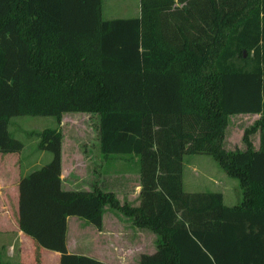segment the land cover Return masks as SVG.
<instances>
[{
  "label": "trees",
  "instance_id": "obj_1",
  "mask_svg": "<svg viewBox=\"0 0 264 264\" xmlns=\"http://www.w3.org/2000/svg\"><path fill=\"white\" fill-rule=\"evenodd\" d=\"M177 1L139 0L138 16L103 19L101 0H0V153L23 147L10 117H54L36 143L49 161L18 178L17 225L58 264H106L65 246L66 217L100 228L105 205L154 233L139 264H264V0H200L193 10ZM66 112L96 115L102 156L136 157L137 206L96 182L61 188ZM234 114H258L243 150L222 146ZM187 154L210 156L236 179L238 203L183 191Z\"/></svg>",
  "mask_w": 264,
  "mask_h": 264
},
{
  "label": "rangeland",
  "instance_id": "obj_2",
  "mask_svg": "<svg viewBox=\"0 0 264 264\" xmlns=\"http://www.w3.org/2000/svg\"><path fill=\"white\" fill-rule=\"evenodd\" d=\"M192 1L188 3V7L193 10L194 7H202L203 2H196L200 0H186ZM185 3L182 0L175 2V6L180 8ZM137 11L133 9V0H101V17L103 19H109L113 17H129L135 16ZM184 13V12H183ZM194 17V16H193ZM192 16H188L189 19H193ZM196 15L194 19H196ZM193 19V20H194ZM247 56L246 52H243V57ZM238 62H242L237 59ZM255 119L253 114L242 115H229L227 118V125L224 130V143L223 148L226 150L239 149L242 146L241 135L243 129L249 126ZM56 125V121L53 116L50 115H17L12 116L7 122V131L10 136L21 141L23 147L21 149V158L23 160L32 156L37 151L36 143L38 141V133L44 128H51ZM61 132L62 144L65 147V151L70 149L78 151L87 150L90 156H93L95 161L94 165L81 164L78 166V170H72L73 174L79 177V183L82 181L91 184H96L103 190L108 188V183H113V188L118 191H125L126 189L133 188L138 178V168L135 156H114V162H110V166H113L115 173L112 178L107 177L106 174V162L104 158L98 153V132H97V117L93 114L79 113L76 117L70 119L67 114L63 116V126L59 127ZM250 141H254L255 137L251 134L249 136ZM38 152H36L37 154ZM43 161L48 162L50 154L47 151H42ZM85 160L86 156H82ZM80 160V159H79ZM87 167V168H84ZM111 170V168H110ZM17 171L15 170V177ZM23 171H20L22 173ZM5 176V175H4ZM5 178V177H4ZM113 181V182H111ZM182 189L186 192L196 191H218L222 194V202L226 206H232L241 199V189L236 179L231 178L225 174V172L218 166V164L208 155L204 154H187L183 157V166L181 173ZM82 186V185H80ZM103 188V189H102ZM107 191V190H106ZM131 191V190H130ZM107 205L104 206L102 216H104V229L100 234V244L107 245L108 240V226H107ZM101 216V217H102ZM73 217L70 218L68 224V245L70 251L76 254L83 255L81 252L82 247L78 243V234L75 229V223ZM84 234L88 237L90 234L83 228ZM155 241V240H154ZM149 245L151 241L149 240ZM155 247V242L153 243ZM150 248V246H148ZM74 254V253H73ZM38 254L36 255L37 259ZM49 264V263H48ZM53 264V263H52Z\"/></svg>",
  "mask_w": 264,
  "mask_h": 264
},
{
  "label": "crops",
  "instance_id": "obj_3",
  "mask_svg": "<svg viewBox=\"0 0 264 264\" xmlns=\"http://www.w3.org/2000/svg\"><path fill=\"white\" fill-rule=\"evenodd\" d=\"M133 9L137 11L135 16L139 15L140 6L139 0H133ZM134 17V16H129ZM114 18H128V17H113ZM85 112H66L61 115L59 127L63 126V116L67 114L70 119L76 117V114ZM89 114V113H87ZM242 115V114H234ZM256 118L258 114H253ZM228 126V125H227ZM255 137L254 141H251L253 149L258 148V131L252 134ZM98 142V138H97ZM224 143V138L223 142ZM65 147L60 142V184L63 190H91L92 182L90 185L87 182L82 181L79 183V177L73 174L72 170H78V166L81 164L94 165V157L90 156L87 150L78 151L73 147L70 151H65ZM244 149V144L239 148ZM43 150L35 151L32 156H28L27 159L21 158L22 154L18 153H0V264H58L59 254L57 252L48 251L35 244V242L23 232H21L17 225L18 217V191L17 181L20 175L27 173L28 171L38 168L46 162L43 161ZM36 152H38L36 154ZM98 153L99 150L97 151ZM82 156H86L85 160ZM101 155V154H100ZM102 156V155H101ZM115 155L102 156L106 162V174L107 177L112 178L115 175L113 166H110V162H114ZM136 158V157H135ZM80 159V160H79ZM84 168H87L84 166ZM111 168V170H110ZM15 170L17 171L15 177ZM20 171H23L20 173ZM5 175V176H4ZM5 177V178H4ZM113 182V181H111ZM82 185V186H80ZM113 183H108V188L103 190L111 191L114 193L115 198L119 203L126 202L131 206H137L139 203V181L137 184L125 191H118L113 188ZM97 187H99L96 184ZM100 188V187H99ZM131 190V191H130ZM221 193V192H220ZM222 195V194H221ZM73 217L75 223V229L78 234V243L82 247L81 252L83 255L97 259L106 264H139V256L141 253H151L155 250L153 245L155 235L151 231L145 228L136 227L131 223L129 217L124 216L120 212L112 209L107 211L108 230H107V245L100 244V234L104 227V216L101 217L100 228H95L92 224L76 216L66 217V231H65V246L66 251H70L68 245V224L70 218ZM83 228H86L90 234L89 239L84 234ZM151 241L149 245L148 241ZM150 246V248H148ZM38 254L36 259L35 255Z\"/></svg>",
  "mask_w": 264,
  "mask_h": 264
},
{
  "label": "water",
  "instance_id": "obj_4",
  "mask_svg": "<svg viewBox=\"0 0 264 264\" xmlns=\"http://www.w3.org/2000/svg\"><path fill=\"white\" fill-rule=\"evenodd\" d=\"M244 52V51H243Z\"/></svg>",
  "mask_w": 264,
  "mask_h": 264
}]
</instances>
